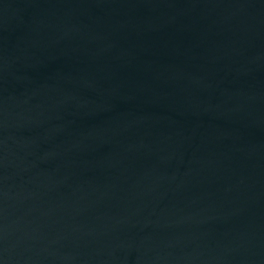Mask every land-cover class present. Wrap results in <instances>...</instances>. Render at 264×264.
<instances>
[{
  "label": "water",
  "instance_id": "water-1",
  "mask_svg": "<svg viewBox=\"0 0 264 264\" xmlns=\"http://www.w3.org/2000/svg\"><path fill=\"white\" fill-rule=\"evenodd\" d=\"M0 264H264V0H0Z\"/></svg>",
  "mask_w": 264,
  "mask_h": 264
}]
</instances>
